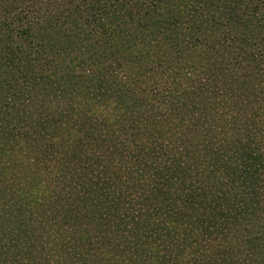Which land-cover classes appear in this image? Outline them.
Wrapping results in <instances>:
<instances>
[{"label":"trees","instance_id":"16d2710c","mask_svg":"<svg viewBox=\"0 0 264 264\" xmlns=\"http://www.w3.org/2000/svg\"><path fill=\"white\" fill-rule=\"evenodd\" d=\"M0 264H264V0H0Z\"/></svg>","mask_w":264,"mask_h":264},{"label":"rangeland","instance_id":"374dc122","mask_svg":"<svg viewBox=\"0 0 264 264\" xmlns=\"http://www.w3.org/2000/svg\"><path fill=\"white\" fill-rule=\"evenodd\" d=\"M68 140V136L65 138H63V141H59L60 145L63 144V143H66V141ZM79 140V138H78ZM59 145V146H60ZM79 145L77 143H71L67 149H65L63 152L66 154V155H58V158L59 159H62L64 158V162L66 161H69V160H73V159H77L78 157H80V150H79ZM7 210V213L5 215V218H8L10 217V209H6ZM20 215L24 218V217H27V213H21V214H13L12 216L14 217H17V218H20ZM74 242H78L77 241V238L75 237L74 238ZM72 251V253L75 251L74 249L70 250ZM67 253V252H65ZM68 254V253H67Z\"/></svg>","mask_w":264,"mask_h":264}]
</instances>
